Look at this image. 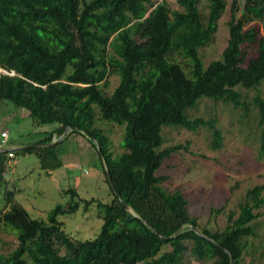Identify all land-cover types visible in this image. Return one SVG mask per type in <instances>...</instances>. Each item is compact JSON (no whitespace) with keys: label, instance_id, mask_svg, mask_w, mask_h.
I'll return each mask as SVG.
<instances>
[{"label":"trees","instance_id":"16d2710c","mask_svg":"<svg viewBox=\"0 0 264 264\" xmlns=\"http://www.w3.org/2000/svg\"><path fill=\"white\" fill-rule=\"evenodd\" d=\"M210 1L204 24L200 0H179L183 12H170L165 0H0V109L27 111L34 128L50 129L34 144L51 143L73 128L61 144L74 134L87 139L104 161L109 189L106 202L82 200L85 210L95 205L103 211L99 235L87 240L74 239L60 220L79 210L75 189L67 191L73 197L69 208L57 205L46 220L32 218L15 192L6 190L0 222L16 232L18 247L0 254V264H183L188 253L213 264H230L231 254L234 264H246L245 255H253L247 239L256 236L255 221L262 216L264 186L247 192L238 216L231 212L223 231H212L190 215L181 192L163 187L168 178L157 176L165 160L188 150L164 148V128H207L211 147L221 149L217 119L191 118L189 112L203 99L248 110L240 90H255L264 82V36L258 37L255 26L245 29L251 22L264 25V0H245L242 9L232 3L228 46L222 59L205 67L200 49L211 41L226 9L225 0ZM246 43H257L258 54L243 66ZM176 55L189 60V73ZM113 75L120 82L109 93ZM254 104L264 159V101L257 96ZM97 121L125 127L122 154L114 156ZM54 148L20 150L37 152L42 168L56 171L63 163ZM8 158H15L14 151L0 154V191L7 184ZM108 174L130 211L112 191ZM181 227L176 239L162 238ZM168 245L172 250L164 252Z\"/></svg>","mask_w":264,"mask_h":264},{"label":"rangeland","instance_id":"374dc122","mask_svg":"<svg viewBox=\"0 0 264 264\" xmlns=\"http://www.w3.org/2000/svg\"><path fill=\"white\" fill-rule=\"evenodd\" d=\"M154 1L160 3L163 0ZM234 1H237L240 9L243 8L245 0H225L226 9L217 21L216 32L207 46L200 49L205 67L215 60L222 59L228 46L229 22ZM165 2L170 12L184 11L179 0ZM198 7L201 19L206 24L211 1L200 0ZM240 15L241 10L237 12V16ZM252 26L258 29V37L264 36L262 23L251 22L245 29ZM109 53L114 54L111 47ZM257 54V43L243 45L242 65L247 66ZM175 58L189 73V60L179 55ZM1 72L8 74L4 70ZM119 82V76H111L107 92H113ZM240 92L243 101L248 104V110L243 107L234 108L232 104L221 101L203 99L189 112L191 118L217 119V127L223 136L221 149L214 150L211 147L213 135L207 128H200L197 132L182 128L163 130L164 148L182 145L188 146V150L182 149L165 160L157 176L167 177L163 187L170 193L181 192L188 200L190 215L197 218L201 227L212 231H223L228 225L229 214L236 212L238 216L239 204L246 200L247 192L256 186H264V159L259 150L262 126L260 111L254 104L257 96L264 101V82L255 90L241 89ZM27 114V111H20L13 106L0 109V147L15 153V158H8L6 164L4 178L7 184L0 191V216L6 208V190L15 192L16 202L20 203L32 218L46 220L57 205L69 208L73 197L67 191L75 189L78 197L74 201L79 202V210L74 215L60 217V220L64 222L66 232L74 239L96 238L103 225V211L95 205L85 210L82 200H108L109 189L105 182L103 162H99L95 148L87 139L74 134L68 136L64 143L55 145L54 151L63 167L57 171L44 170L37 152L27 153L20 149L42 140L45 137L43 132L50 129L34 128ZM96 126L110 139L114 156L125 151L122 145L125 127L104 121H97ZM4 131L8 132L6 143H3L1 136ZM95 147L99 150L96 143ZM262 197L264 199V191ZM260 212L262 216L255 221L256 236L247 239V251L253 252V255H245L246 264H264V206ZM17 247L16 232L0 222V254L8 255ZM170 250L172 247L168 245L163 251ZM183 264H213V261L200 262L188 253Z\"/></svg>","mask_w":264,"mask_h":264},{"label":"water","instance_id":"95a60500","mask_svg":"<svg viewBox=\"0 0 264 264\" xmlns=\"http://www.w3.org/2000/svg\"><path fill=\"white\" fill-rule=\"evenodd\" d=\"M12 75H14V74H12ZM72 130H74L73 128H71V127H69L67 130H66V132L61 136V138L60 139H58V140H56V141H53V142H51V143H42V144H34V145H28V146H25L24 147V149H30V148H35V149H43V148H50V147H53V146H55V145H57V144H59V143H61L63 140H64V138L70 133V131H72ZM98 149H99V151H100V153H101V148L98 146ZM5 152H7V149H4V148H0V154H2V153H5ZM101 157L103 158V155H102V153H101ZM104 160V159H103ZM104 162V161H103ZM108 180H109V183H110V187H111V189H112V191L115 193V195L118 197V199L122 202V204L126 207V209L127 210H131V208H130V206L122 199V197L119 195V193L117 192V190H116V188H115V186H114V184H113V182H112V179H111V177H110V175L108 174ZM182 230H183V227H181L180 229H179V231L174 235V236H172V237H162L165 241H171V240H174V239H176L178 236H179V233L180 232H182ZM193 230L196 232V233H198V234H200V231H199V229H197V228H193ZM230 255V257H231V262H230V264H234V258H233V256L231 255V254H229Z\"/></svg>","mask_w":264,"mask_h":264},{"label":"built area","instance_id":"2783aa9c","mask_svg":"<svg viewBox=\"0 0 264 264\" xmlns=\"http://www.w3.org/2000/svg\"><path fill=\"white\" fill-rule=\"evenodd\" d=\"M2 139H3V143H6L7 142V139H8V132L4 131L2 133ZM10 157H14L13 154H10Z\"/></svg>","mask_w":264,"mask_h":264},{"label":"crops","instance_id":"0c3cea01","mask_svg":"<svg viewBox=\"0 0 264 264\" xmlns=\"http://www.w3.org/2000/svg\"><path fill=\"white\" fill-rule=\"evenodd\" d=\"M57 171V170H56Z\"/></svg>","mask_w":264,"mask_h":264}]
</instances>
